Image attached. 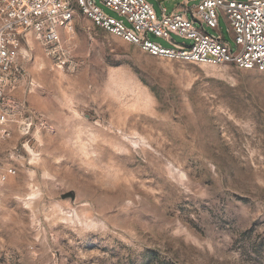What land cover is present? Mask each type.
I'll return each mask as SVG.
<instances>
[{
  "label": "rangeland",
  "instance_id": "rangeland-1",
  "mask_svg": "<svg viewBox=\"0 0 264 264\" xmlns=\"http://www.w3.org/2000/svg\"><path fill=\"white\" fill-rule=\"evenodd\" d=\"M61 33L23 45L14 95L42 120L1 148L0 264H264V73L156 58L81 14Z\"/></svg>",
  "mask_w": 264,
  "mask_h": 264
},
{
  "label": "built area",
  "instance_id": "built-area-1",
  "mask_svg": "<svg viewBox=\"0 0 264 264\" xmlns=\"http://www.w3.org/2000/svg\"><path fill=\"white\" fill-rule=\"evenodd\" d=\"M100 1L124 19L105 14L96 0H0L1 184L16 174L15 168L6 169L1 161V148L12 139L14 126L29 133L32 120H42L14 95L25 75L23 45L33 38L48 52L54 51L61 43V30L71 26L77 14L156 58L264 73V0H185L172 13L163 8L162 17L148 0ZM221 17L234 46L219 33Z\"/></svg>",
  "mask_w": 264,
  "mask_h": 264
}]
</instances>
